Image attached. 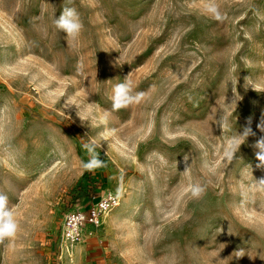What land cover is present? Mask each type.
I'll return each instance as SVG.
<instances>
[{
  "label": "rangeland",
  "instance_id": "obj_1",
  "mask_svg": "<svg viewBox=\"0 0 264 264\" xmlns=\"http://www.w3.org/2000/svg\"><path fill=\"white\" fill-rule=\"evenodd\" d=\"M204 3L0 0V193L20 226L0 264H264V192L248 191L264 178V0H217L221 21ZM66 6L71 45L53 23ZM126 77L144 98L116 110ZM106 192L104 225L65 241V216Z\"/></svg>",
  "mask_w": 264,
  "mask_h": 264
},
{
  "label": "clouds",
  "instance_id": "obj_2",
  "mask_svg": "<svg viewBox=\"0 0 264 264\" xmlns=\"http://www.w3.org/2000/svg\"><path fill=\"white\" fill-rule=\"evenodd\" d=\"M66 3L71 4L72 0H66ZM203 13L216 21H221L224 18L217 0H205ZM53 23L58 30L66 33L67 43L70 45L79 38L83 29L79 13L74 7H64L59 17L54 18ZM127 77L122 83L116 84L113 88L111 99L113 108L116 110L138 104L144 98V93L134 92L133 84ZM258 127L264 131V122L258 125ZM250 134H252L251 129L245 128L243 133H236L230 138L228 150L226 151V156L229 159L233 158L235 153L239 150L240 145L245 142L247 136ZM255 147L258 149L256 156L260 162L257 167L264 168V138L257 141ZM83 148L88 155L87 161H82V166L85 170L93 172L98 168L106 167L105 161L100 158L97 152V149L100 148V144L95 141H90L83 144ZM187 191L190 193L192 199L199 200L205 195L206 186L199 182H195L189 186ZM248 191L264 192V178L255 180ZM245 195H247V192ZM19 227L14 212L12 208L9 207L8 196L0 193V244L15 238L19 231Z\"/></svg>",
  "mask_w": 264,
  "mask_h": 264
},
{
  "label": "built area",
  "instance_id": "obj_3",
  "mask_svg": "<svg viewBox=\"0 0 264 264\" xmlns=\"http://www.w3.org/2000/svg\"><path fill=\"white\" fill-rule=\"evenodd\" d=\"M119 204L116 194L106 192L89 207L69 212L62 223V238L69 243L84 241L92 234L91 229L104 225L106 217Z\"/></svg>",
  "mask_w": 264,
  "mask_h": 264
}]
</instances>
